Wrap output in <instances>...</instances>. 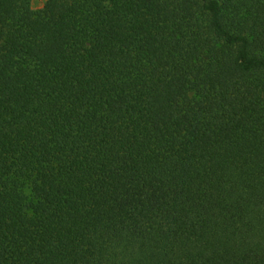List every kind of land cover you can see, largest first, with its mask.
<instances>
[{"label":"trees","instance_id":"obj_1","mask_svg":"<svg viewBox=\"0 0 264 264\" xmlns=\"http://www.w3.org/2000/svg\"><path fill=\"white\" fill-rule=\"evenodd\" d=\"M0 264H264V0H0Z\"/></svg>","mask_w":264,"mask_h":264},{"label":"rangeland","instance_id":"obj_2","mask_svg":"<svg viewBox=\"0 0 264 264\" xmlns=\"http://www.w3.org/2000/svg\"><path fill=\"white\" fill-rule=\"evenodd\" d=\"M46 0H30V5L33 10H39L43 7Z\"/></svg>","mask_w":264,"mask_h":264}]
</instances>
